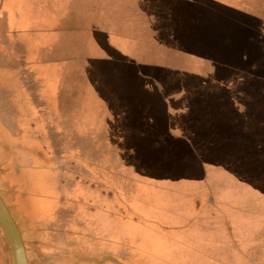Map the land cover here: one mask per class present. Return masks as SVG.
<instances>
[{"label": "rangeland", "instance_id": "374dc122", "mask_svg": "<svg viewBox=\"0 0 264 264\" xmlns=\"http://www.w3.org/2000/svg\"><path fill=\"white\" fill-rule=\"evenodd\" d=\"M128 1L135 4L134 10L123 8L124 5L130 7ZM62 2H67V10L68 5L73 9L78 4L73 0ZM100 2L86 0L84 3L88 4L86 10L90 12L89 15L86 18L83 15L77 16L76 21H56V30H52L53 23L47 21L35 23L31 29L22 33L26 35L25 45L28 48L33 44L57 48L59 41L63 44L60 53L57 49L55 54H40L38 57L45 61H58L53 66L58 77L49 83L48 91H54L51 96H55V93L59 95L58 100H54L56 109H67L69 100L72 117L66 119V124H72L82 132L76 136V143L79 145L85 141V119L82 117L84 113L93 112L92 108L89 109L93 105L92 100L102 105L100 109L106 110V115L111 104L118 106L125 118H128L123 119L125 122L122 124L127 131L124 136L128 138L125 141L123 137L120 146L135 147L133 154L121 152L124 164L128 161L135 166L133 175L145 171L141 178L145 185H140L144 199L147 198L145 202L150 201L151 195H160V188L165 189L164 195L172 202L183 200L174 193L184 192L183 187L189 181L194 180V184L200 180L202 169L195 152H206V157L210 156L208 163L212 160L214 164L203 167L207 173L206 188L216 191L221 205L229 204L236 211H246V214L236 213L235 217L231 215L235 218L231 223H243L237 225V230L242 227L247 234L250 231L251 244H248L247 239L248 249L244 248L241 238H235L236 242L232 243L217 228L203 229L195 225L193 230L184 234L193 242L183 240L184 244L179 245L164 240L162 244L156 245L160 248L159 252H165L169 262L178 264L183 261L188 264H211L205 261L201 253L217 255V258H222L221 264H264V0H219V5L194 0L191 1L192 5L181 4L180 12L174 10L180 7L165 5V17L163 9L159 10L156 4H152L154 0H109L108 11L105 6H98ZM153 7H156L155 10ZM59 8L65 9L64 5ZM213 10L215 14L210 13ZM197 13L203 17L205 30L217 32L219 28L220 31L243 35L244 27H248L250 38L246 56L236 52V55H214V40L207 47L210 55L205 57L201 53L192 52L194 45L185 37H194L192 32L198 29L194 20ZM170 17L174 20L170 21ZM177 19L180 21L177 22ZM61 26L64 29L59 31L58 27ZM74 27L81 31L75 32ZM186 30L189 34L185 37L173 36H181ZM97 38L102 45L96 43ZM227 43L224 49L231 50ZM68 52L70 58L63 60ZM203 56L205 59L217 60V64L209 60L198 61ZM137 65L140 66L137 68ZM70 66H75L78 71L75 79ZM17 73L8 70L7 73L2 72V77H6L7 81L8 98L18 109L29 108V115L33 114L32 118L22 117L19 119L21 122L27 119L36 122L38 118L34 113L35 107H30L28 97H25V90L32 89L34 85L32 81H27L24 73ZM74 81L76 88L73 89ZM149 83L152 86L150 89L147 87ZM38 94L43 95L44 90L38 91ZM132 94L139 96L135 99ZM104 95L112 97L114 101L107 103ZM72 111L76 118H73ZM239 125L250 126L252 131L248 136L251 143L248 164H240L242 160H217V156L229 152L226 147L241 142L239 138L245 136L233 132L230 127ZM9 127L12 129L10 124ZM23 127L25 129L26 123ZM11 131L7 132V136L1 132L6 140L4 152L10 155L9 160L16 161L13 154L17 152H35L42 154L41 158L46 162L45 158L49 156H45L46 151L39 149L32 137L25 134L20 136ZM61 136L55 139H61ZM219 144L221 149L216 147ZM49 153L52 154L51 151ZM219 161L220 165H217ZM226 161L229 165L224 164ZM122 167L124 169L125 166L122 164ZM127 179L124 169L126 189ZM148 183L151 187H147ZM34 188L40 194L46 190L40 186ZM10 194L11 191L0 179V195L7 203ZM131 194L123 193L124 205L133 206ZM86 196L92 198L94 194ZM7 207L10 210L11 205L7 204ZM110 207V203H103L102 208L113 214ZM128 214L124 216L123 224L127 230L134 228L135 231L138 226L134 223L131 226ZM106 229L105 233L109 234L110 226ZM188 244L200 250V253L191 251L187 248ZM136 257L142 260L139 255ZM0 264H12L10 250L1 231ZM28 264L54 263L28 261Z\"/></svg>", "mask_w": 264, "mask_h": 264}, {"label": "crops", "instance_id": "0c3cea01", "mask_svg": "<svg viewBox=\"0 0 264 264\" xmlns=\"http://www.w3.org/2000/svg\"><path fill=\"white\" fill-rule=\"evenodd\" d=\"M73 1L78 3L77 6L71 9L68 5L67 10V2L63 3L62 0H0V168H2L0 179L11 191L9 203L4 202L6 205H11L10 212L20 230L28 261L54 264H178L169 262L165 258L166 253H160V248L156 245L162 244L164 240L179 245L184 244L183 240L193 242L194 240L185 237L184 234L193 230L195 225L203 229L217 228L232 243L236 242L235 238H241L244 248L248 249L247 239L248 244H251L250 231L247 234L246 229L242 227L237 230V225L243 223H231V220L235 219L232 216L235 217L238 212L246 214V211H236V208L229 204L221 205L216 191L206 188L207 173L203 167L214 165L212 160L208 163L210 156L206 157V152L202 150L201 154L195 152L196 160L201 167L199 168L202 169L200 180L194 184V180L189 181L187 186L183 187L184 192L174 193L183 200L178 203L172 202L164 195L165 189L160 188L162 190L160 195L158 193L156 196L151 195L150 201L145 202L147 198L144 199V194L141 193L144 191L140 189V185H145L141 180L145 171L136 176L133 175L135 166L128 161L124 164L122 153L126 151L124 154L127 152L133 154L135 147L120 146L121 139L124 137L126 141L128 138L125 137L127 131L122 125L128 118H125L118 106L111 104L113 107H109V113L106 115V110L100 109L102 105L95 104L96 101L92 100V107H88L92 108L93 112L84 113L82 117L85 119L83 123L86 128L83 131L86 134L85 141L79 145L76 143V136L78 137L82 132L76 130L72 124H66V119L72 117L69 100L67 109H56L54 100H58L59 95L55 93V96H51L54 91H48L49 83L58 77L53 67L58 61L54 59L45 61L46 59L38 57L40 54H55L57 49L60 53V46L63 44L59 41L57 48L51 45H45L48 48L44 45L38 47L37 44L28 48L25 45L26 35L22 34L38 22H51L52 30H56V21L66 22L72 19L76 21V17L81 15L86 18L90 13L86 10L88 5L84 3L86 0ZM100 1L98 6H105L108 11L109 0ZM162 1L163 3H160ZM191 1L194 2V0H154L152 4H156L159 10L163 9V17H165V5L180 7L179 10L174 8L180 12L181 4L192 5ZM205 1L209 5L220 4L219 0ZM128 2L130 7L126 5L123 7V4L121 6L127 11L134 10L135 4ZM60 5H64L65 9L59 8ZM172 11L173 9L171 13ZM214 12L215 10L210 13L215 14ZM171 20L174 19L170 17ZM194 20L198 28L192 32L194 37H185L189 34L187 30L181 36L173 35L187 38L194 45L192 52L201 53L205 57L210 55L207 47L214 40L215 45L212 50L214 55L237 53L246 56V46L250 38L248 27H244L246 29H243V35L233 31H220L219 28L214 32L204 29L205 24L200 13L196 14ZM62 29L64 27H58L59 31ZM74 31L80 32L81 29L74 27ZM95 41L102 45L99 38ZM226 42H229L227 45H230L231 50L224 49ZM67 55L62 59H69L70 53L68 52ZM204 56L198 61L209 60L217 64L215 62L217 60L205 59ZM70 63L68 61L69 65ZM138 66L140 65H137V68ZM70 68L75 79L78 71L75 66ZM7 70L16 71L17 75L24 73L26 79L28 78L27 81H32L34 86L25 90V97H28V105L35 107L34 113L38 118L36 122L32 119H27L25 122L19 120L22 117H31L33 114L29 115V108L18 109L8 98L6 77H2V72L7 73ZM147 87L150 89L152 86L149 83ZM74 88H76L75 81ZM43 90V95L38 94V91ZM132 96L135 98L139 95L132 94ZM104 97L107 103L114 101L112 97L108 98L105 95ZM72 114L73 118H76L74 111ZM7 118L11 121H7ZM112 121L114 123H111ZM25 123L26 131L23 127ZM230 127L233 132L245 136L239 138L241 142L226 147L229 152L224 150L226 155L224 153L221 157L217 156V160H242L240 164L246 165L251 156V143L248 137L252 133L251 127L247 125ZM9 130L20 136L25 134L32 137L39 145V149L46 151L45 156H49L45 158L46 162L42 160V154L35 152H17L13 154L16 161L9 160L10 155L4 152L3 146L6 140L1 136V132L7 136ZM61 134V139L56 140L55 138ZM139 145H137L138 149ZM216 147L221 149L222 146L219 144ZM122 164L128 175L127 189ZM139 164L140 162L137 165ZM224 164L229 165L227 161ZM217 165H220V161ZM39 186L46 189L42 194L35 192L34 187ZM147 187H151V184L148 183ZM123 191L132 193V207L124 205ZM88 194H94V197L89 198L90 195L86 196ZM140 196L143 198L141 199ZM104 202L110 203L113 214L102 208ZM126 214L131 217V226H134L133 223L137 224L138 228L135 231L134 228L127 230L124 226L123 219ZM108 226H110L109 234L105 233ZM187 248L200 253V250L192 248L190 244ZM138 255L142 260L136 257ZM201 256L205 257V261L212 262L211 264H221L222 258H217V255L201 253ZM182 264L188 263L183 261Z\"/></svg>", "mask_w": 264, "mask_h": 264}, {"label": "water", "instance_id": "95a60500", "mask_svg": "<svg viewBox=\"0 0 264 264\" xmlns=\"http://www.w3.org/2000/svg\"><path fill=\"white\" fill-rule=\"evenodd\" d=\"M0 231L10 250L12 264H28L24 242L9 208L0 195Z\"/></svg>", "mask_w": 264, "mask_h": 264}]
</instances>
